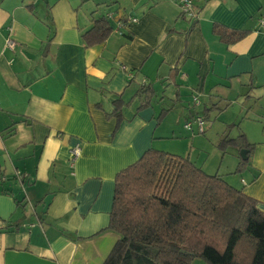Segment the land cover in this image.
<instances>
[{"label": "crops", "instance_id": "crops-1", "mask_svg": "<svg viewBox=\"0 0 264 264\" xmlns=\"http://www.w3.org/2000/svg\"><path fill=\"white\" fill-rule=\"evenodd\" d=\"M191 1L196 17L177 0H0V264H102L116 173L149 148L180 155L196 116L253 144L227 182L264 211V0ZM102 16L112 30L86 45ZM213 23L247 33L225 44Z\"/></svg>", "mask_w": 264, "mask_h": 264}, {"label": "trees", "instance_id": "trees-1", "mask_svg": "<svg viewBox=\"0 0 264 264\" xmlns=\"http://www.w3.org/2000/svg\"><path fill=\"white\" fill-rule=\"evenodd\" d=\"M111 30L102 16L82 38L86 45L100 43ZM212 31L225 44L247 33L219 23ZM153 92L144 82L138 94L147 104ZM121 101L113 102L118 117ZM229 145L239 153L247 149L246 156L253 147L243 133L226 132L218 146L224 151ZM239 159L236 171L248 163ZM108 228L118 238L102 264H191L195 258L206 264H264V211L257 200L188 157L163 150L149 148L116 173Z\"/></svg>", "mask_w": 264, "mask_h": 264}, {"label": "rangeland", "instance_id": "rangeland-1", "mask_svg": "<svg viewBox=\"0 0 264 264\" xmlns=\"http://www.w3.org/2000/svg\"><path fill=\"white\" fill-rule=\"evenodd\" d=\"M224 116L219 115L215 118L213 114L209 115L208 118L204 119L203 132L195 129V132H190L189 136L186 137L188 140L186 148L184 146H179L180 148L172 146L170 149L180 153L181 156L188 157L197 167L208 174L217 173L226 181L241 184L244 169L236 171L240 159L237 151L233 148L235 146L229 145L224 151L218 146L223 129L226 127L225 121H228ZM226 132L231 134L230 137L236 134L233 127Z\"/></svg>", "mask_w": 264, "mask_h": 264}, {"label": "built area", "instance_id": "built-area-1", "mask_svg": "<svg viewBox=\"0 0 264 264\" xmlns=\"http://www.w3.org/2000/svg\"><path fill=\"white\" fill-rule=\"evenodd\" d=\"M178 4L180 5L181 8V12L183 14H186L190 17H196V14L193 12V6H192V1L191 0H177ZM130 21L135 22L136 18L131 17ZM260 22L262 24H264V17L260 20ZM123 23L120 22L119 25H122ZM8 46L12 47V43L10 42V40H8ZM192 123H195L197 126V129L199 132H203L204 131V119L202 117H193L191 120H188L184 123V127L186 129H190L192 126ZM80 152V148L78 147V145H75L73 148H71L70 150V155L72 157V160L77 157L79 155ZM18 177H22V174H18ZM25 177V176H24Z\"/></svg>", "mask_w": 264, "mask_h": 264}, {"label": "water", "instance_id": "water-1", "mask_svg": "<svg viewBox=\"0 0 264 264\" xmlns=\"http://www.w3.org/2000/svg\"><path fill=\"white\" fill-rule=\"evenodd\" d=\"M247 149H241L240 150V156L242 157L243 160L247 159L246 153H247Z\"/></svg>", "mask_w": 264, "mask_h": 264}]
</instances>
